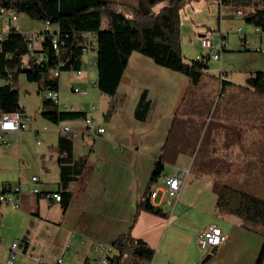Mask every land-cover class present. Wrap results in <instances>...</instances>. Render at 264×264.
Returning <instances> with one entry per match:
<instances>
[{
  "label": "crops",
  "instance_id": "0c3cea01",
  "mask_svg": "<svg viewBox=\"0 0 264 264\" xmlns=\"http://www.w3.org/2000/svg\"><path fill=\"white\" fill-rule=\"evenodd\" d=\"M136 2L133 0L131 7L121 0L115 3L129 10L136 6ZM215 4L218 9H225L217 19ZM210 10L214 12L211 18ZM237 10L244 14V19L235 16ZM254 11L253 5H223L220 0H198L186 6L179 12L181 55L186 61H189L187 58L199 59L204 54L200 47L202 38L216 40L221 36L225 41L232 32L242 37L239 39L242 46L244 40L249 43V35L251 41L255 38V43L260 45L264 42V33L245 23ZM242 25L252 27L250 32L246 33ZM239 28L242 33H238ZM55 29L50 27L51 31ZM5 33H0V38ZM94 58L91 55L83 59L84 62L89 60L87 72L77 76L70 71L59 76L60 102L71 108L68 112L85 113L83 118L53 124L42 118L41 111L37 110L42 120L33 122L35 111H27L26 106L20 105L30 122L22 132L7 136L8 146L0 144V160H16L14 167L10 164L0 166V185L13 187L36 176L41 193H13L11 201L18 207L1 206L0 264H6L9 246L14 241L26 246V255L18 256L14 264H34L35 257L47 264L57 258L73 264H93L99 257L95 250L98 244L111 246L118 236L126 233L145 241L154 250L153 259L148 264H200L196 256L171 253L169 240L176 234H193L191 238L197 244V234L209 225L219 227L226 237L211 254L209 264H255L258 246L261 240L262 244L264 241L263 234L247 229L234 216L217 212L216 198L204 196L208 190L212 192V188L200 177L195 178L200 185L195 200L183 196L182 188L178 199L169 207L166 199L162 208L165 196L158 190L150 203L161 208L164 216L137 210L173 119L177 117L185 121L196 112L201 93L191 91L193 88L185 75L158 66L149 57L133 52L115 95L106 96L97 88V75L96 81L90 77ZM221 59L222 55L218 61ZM203 77L204 73L201 82ZM73 88L85 94H75ZM143 92L150 101V109L141 121L135 117V109ZM184 105L188 111L184 110L183 114L180 110ZM85 119L91 120L90 126L85 124ZM64 127L67 132L62 131ZM100 128L104 133L98 135L96 131ZM27 140L28 145L31 143L34 147L36 160L27 149ZM62 141L70 142V155L66 161L61 159L65 156L59 152ZM187 157L181 154L173 164L165 165L174 168L178 167L174 164L180 163L186 166ZM171 171L166 172L152 190L160 186L163 177ZM45 193H70L68 206L63 209L60 202L44 198ZM199 195H202L201 199H197ZM206 205H212L211 212L218 223L212 222L186 233L184 220L188 213L195 208L205 210ZM208 254L210 252L205 257ZM115 255L113 250L112 257Z\"/></svg>",
  "mask_w": 264,
  "mask_h": 264
},
{
  "label": "trees",
  "instance_id": "16d2710c",
  "mask_svg": "<svg viewBox=\"0 0 264 264\" xmlns=\"http://www.w3.org/2000/svg\"><path fill=\"white\" fill-rule=\"evenodd\" d=\"M198 0H137L136 6L127 10L124 5L103 0H0V6L24 14L32 20L42 23L48 21L56 29L50 33L41 32L42 42L37 48H30L24 34L10 25L0 38V79L10 81L18 74H24L26 80L38 86L40 95L58 91L59 77L53 76L58 63L60 73L77 71L82 67V35H96L97 88L106 96H114L121 77L133 52L149 57L158 66L185 75L191 86L200 84L203 72L208 70V54L199 59L186 61L179 50V12ZM223 5H253L251 17L245 23L264 33V0H220ZM162 8L155 12V7ZM106 28L102 29L103 21ZM58 40L57 52L52 49L53 37ZM40 59V60H39ZM232 84L222 80L221 89ZM252 91L264 98V71L248 76L245 86L239 87ZM51 109L41 111V117L57 124L61 121L83 118L85 113L60 111L51 100L42 99ZM150 109L146 92L140 95L135 117L143 121ZM21 111L19 94L10 84L0 86V114ZM175 117L169 136L161 148V154L154 164L143 199L138 202L137 210L164 216L162 209L150 203V193L163 176L165 164H173L181 154H192V149L184 144L183 136L172 139L175 124L182 135L188 132ZM181 122V121H180ZM187 122V123H186ZM178 127V125H177ZM59 152L65 159L70 155V142L62 141ZM263 154L258 153V156ZM223 167V166H221ZM203 170H217V165L203 163ZM244 174L251 181V188L244 189L232 184L214 183L212 190L216 195L215 207L218 212L234 216L241 220L244 227L258 231L264 229V161L259 160L252 166L247 162ZM247 184H249L247 182ZM60 204L65 209L70 201V193H59ZM1 208V205H0ZM264 236V233H263ZM116 255L109 264H148L154 256V250L143 240L133 238L130 233L118 236L111 245ZM255 264H264V241Z\"/></svg>",
  "mask_w": 264,
  "mask_h": 264
},
{
  "label": "rangeland",
  "instance_id": "374dc122",
  "mask_svg": "<svg viewBox=\"0 0 264 264\" xmlns=\"http://www.w3.org/2000/svg\"><path fill=\"white\" fill-rule=\"evenodd\" d=\"M103 1L116 2L119 0ZM121 2L130 7L133 4V0H121ZM214 6L217 19L220 12L221 15L225 13V9H218L217 4ZM161 8L162 5L156 6L155 12H158ZM210 13L211 18L214 13L213 10H210ZM242 26L245 28L246 33L250 32V28H252L248 25ZM14 27L24 35L38 34L43 31L42 22L32 20L24 14L17 16ZM7 29L8 26L1 22L0 33H5ZM181 37L184 39L183 35ZM240 38L242 37L236 32L226 36V47L222 53L221 61H209L207 73L203 72L205 77H203V81L197 87L192 86L193 89L191 91L201 93L202 98L198 102L197 111L193 112L188 118V132L183 135L179 132L176 135V130L180 128V124H177L178 127L176 124L174 126L172 139L176 140L175 136H183L184 144L192 149V154H185L188 156L186 166H181L180 163L174 164L178 168L189 170L182 191L183 196L185 195L191 200L196 199V192L198 186H200L195 179L197 177H200L211 188L214 183H224L247 190L250 189L252 184L249 181L250 178L244 174L245 164L251 162L253 166L261 159L264 161V98L258 97L252 91L239 88L245 86L246 77L250 74L264 71V54L248 50L259 46V44L255 43V38L252 37L253 41H251L249 35V43L247 42L245 46L241 45ZM187 59L192 60L193 58ZM90 68V77H94V81H96V68L94 66ZM222 80L231 83L232 86H226L222 90ZM7 83L18 91L19 105L26 106L27 111H35L32 114L33 122L34 120L36 122L42 120L40 112L37 113V110L51 109V106L43 103L37 84L28 82L24 74H18L15 79L10 81L0 79V86ZM188 101L189 97L186 102ZM185 105L181 108L180 113L184 114ZM184 122L182 119L178 120V123L183 124L182 128H185ZM27 142L28 140L26 141L27 149H30L31 155L36 160L34 147H32L31 143L28 145ZM262 151L263 154L258 156V153ZM14 161L16 162V160H4V162L0 160V166L10 164L11 167H14ZM205 162L210 166L216 164L219 172L203 170L202 166ZM171 169H173V165H165L163 175ZM209 192L208 190L204 196L206 198L210 196V198L215 199L216 195L213 190L210 194ZM201 198L202 195H199L197 199ZM166 199L167 197L163 199L162 208L165 206ZM211 206L206 205L205 210L192 209L184 220L186 224L184 231L192 233L197 228L212 222L217 224L215 215L211 212ZM258 229V234L264 233L263 228L259 227ZM191 235L193 234H176L173 239L169 240L168 249L171 253L184 252L191 256H196L201 264L210 249L206 251L200 250ZM261 246L262 240L257 249L258 254ZM205 264H209V261Z\"/></svg>",
  "mask_w": 264,
  "mask_h": 264
},
{
  "label": "built area",
  "instance_id": "2783aa9c",
  "mask_svg": "<svg viewBox=\"0 0 264 264\" xmlns=\"http://www.w3.org/2000/svg\"><path fill=\"white\" fill-rule=\"evenodd\" d=\"M17 14L13 10L6 9L0 6V22H3L7 26L15 24L17 21ZM235 16L239 17L240 19H244V14L237 10L235 11ZM107 23L102 26V29L106 28ZM51 25L48 21L43 23V32L50 33ZM238 33H242L241 28L238 29ZM26 40L30 43V48H37L40 46L43 37L38 34H28L24 35ZM84 40V44L81 48V53L83 58H89L91 55L95 58L92 60L93 65L95 66V59H96V35L90 33H84L82 35ZM247 45V41H243V46ZM225 41L220 36L216 40H213L209 37H204L200 40V47L204 51V54L209 55V59L213 61H218L221 58L222 52L225 49ZM52 49L56 52L58 50V40L53 37L52 40ZM249 51L264 54V42H262L258 47L249 48ZM82 58V61H83ZM40 60V59H39ZM87 60V59H86ZM89 60L83 61L82 67L77 71L74 72L77 76L81 75L88 71ZM63 67L62 63H58L56 69L53 70V76L59 77L60 71L59 68ZM73 93L78 95H84L85 92L78 90L77 88L72 89ZM42 99L51 100L53 105L57 107L60 111H70L71 108L66 105L62 104L59 100L58 91H51L45 92L42 94ZM30 122V117L24 115L21 111L1 114L0 115V144L2 146H8L9 142L7 141V136L17 134L25 130L26 125ZM85 124L87 126L91 125L90 119H85ZM63 132H67L68 129L64 127L62 129ZM104 129H97L96 134H103ZM189 173V170L182 169L178 167H174L172 171L165 175L162 180V184L158 186L155 190H152L150 193L149 198L154 199L156 197L157 191H162L164 196L167 197L166 205L169 207L173 200H177L180 194L181 189L184 186L185 179ZM39 179L36 176H32L27 183H18L15 186H10L8 184L0 185V205L1 206H9L13 209H16L18 205L15 202L11 201V195L13 193H22L26 192L31 195H40V190L37 186ZM43 197L46 199L54 200L55 202H60V194L59 193H45ZM197 246L200 250L206 251L212 248H217L220 246L225 240L226 237L221 231L219 227L216 225H209L202 231H200L197 236ZM95 250L98 252L99 257L93 264H109L110 259L112 258L113 249L110 245L98 244L95 247ZM9 257L6 261V264H14V260L18 256H25L26 255V246L24 243L20 241H14L9 246ZM34 264H47L42 261L40 257L34 258ZM50 264H73L69 261L64 260V258H57L53 263Z\"/></svg>",
  "mask_w": 264,
  "mask_h": 264
},
{
  "label": "water",
  "instance_id": "95a60500",
  "mask_svg": "<svg viewBox=\"0 0 264 264\" xmlns=\"http://www.w3.org/2000/svg\"><path fill=\"white\" fill-rule=\"evenodd\" d=\"M215 249H216V248H212V249L210 250V254H208V255L204 258V260L201 262V264H205V263L210 259L211 254H213V253L215 252Z\"/></svg>",
  "mask_w": 264,
  "mask_h": 264
}]
</instances>
